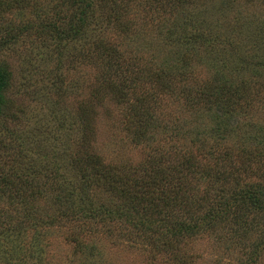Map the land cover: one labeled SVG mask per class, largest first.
Masks as SVG:
<instances>
[{"label":"rangeland","instance_id":"1","mask_svg":"<svg viewBox=\"0 0 264 264\" xmlns=\"http://www.w3.org/2000/svg\"><path fill=\"white\" fill-rule=\"evenodd\" d=\"M3 1L16 8L4 14L0 26L27 27L16 42L0 50L1 60L13 70L10 94L15 100V116L0 124L3 167L18 164L22 170L24 162L29 164L24 170L50 174L60 164V173L70 177L67 164L73 155L95 152L107 163L129 168L154 155L168 166L180 154H190L196 168L187 179L188 192L181 194L189 204L167 209L162 201L165 224L153 231L142 232L118 214L80 213L45 228V237L38 235L37 225L31 228L21 236L26 243L22 250L1 237L0 264H11V259L20 264L26 254L27 264H264V208L235 198L241 188H264V0H186L173 5L168 0H92L81 35L63 41L42 33L41 25L52 19L56 25L80 24L70 0ZM173 25L183 26L174 30ZM184 25H211L217 34L231 30V37L213 45L195 40L185 49ZM246 29L258 32L259 38L249 41L239 34L249 33ZM93 39L110 41L118 64L113 77L127 76V85L134 86L129 91L134 106L136 97L151 93L144 108L153 118L142 124L141 135L130 103L117 102L111 93L93 94L99 72L96 60L88 58ZM144 66L165 67L167 86ZM220 71L229 82L241 84V94L227 102L217 95ZM136 188L143 212L152 202L141 194L148 187ZM44 190L54 195L51 187ZM92 193L97 205L119 201L109 191ZM44 201L38 200L31 216L43 213ZM47 202L44 214L58 213L60 207ZM10 209L15 211L11 201L0 198V210ZM216 212L217 218L205 220ZM20 213L13 216L21 219ZM182 221L198 222L202 229L193 236L174 234ZM83 222L89 247L74 254L69 224L80 230Z\"/></svg>","mask_w":264,"mask_h":264},{"label":"trees","instance_id":"2","mask_svg":"<svg viewBox=\"0 0 264 264\" xmlns=\"http://www.w3.org/2000/svg\"><path fill=\"white\" fill-rule=\"evenodd\" d=\"M70 1L71 4L76 6V9L79 11L77 18L80 24L56 25L54 19H52L53 21H49L48 25H41L42 33L45 35L50 34L59 41H63L68 37L74 38L77 35H81L85 25H87V16L92 8L93 2L92 0ZM168 1L173 5L186 0ZM15 8V4L12 5L10 2L5 3L3 0H0V21L3 20V16L7 12L10 14L14 13ZM65 16H67L66 13ZM10 26H0V50H5V48L10 47L11 44L17 41V37L20 33H24L27 30L25 25ZM178 26L180 27L183 25H173L172 28L175 30ZM184 26L187 31L184 34V48H191L192 46H190V44L195 40L209 41V43L213 45L219 40H225L227 37H231V30L230 32H219L217 34L218 31H215L211 25ZM187 26H191L189 30ZM246 32L249 33H245L241 30L239 34H242V36L247 35L248 39L251 37L259 38L258 32L252 33L249 29H246ZM224 35H226V38ZM90 42L92 43V51H95H90L88 58L96 60L99 70L97 74V83L93 85V94L111 93L117 102L130 103L129 111H133L132 116L134 118V123L137 124L138 128L137 135H141L142 133L140 130H142V124H145L146 121L153 118V114L146 113L148 111L144 108L145 101L146 99L149 100L148 95L150 96L151 93H145L136 97L137 102L134 106V104L130 102L131 94L129 93L131 88L134 89V86L131 87L130 85H127V76H124L122 80H117L113 77L115 74L114 68L117 71L116 67L118 64L116 63L117 61H115L116 58L113 55V48L111 47L110 41H106L104 43L99 40L97 42L93 39ZM139 67L140 66H137V68L134 69L135 77L139 76ZM144 67L146 68V72H151L149 75H151L155 81H162L163 86H167V84H165V78L167 77V70L165 67L156 68L155 70H153L152 67ZM220 72V77L218 79V82L220 83H218L219 86L216 88L217 95L220 96L219 100H222L223 102L225 100V102H227L226 99L234 95L237 96L241 94V84L237 82H229L224 78L223 72ZM13 82L14 76L11 66L8 62L1 60L0 58V124H3L5 121H8L15 116V100L10 94ZM85 112L86 111H84V113ZM1 146L2 141L0 140V148ZM170 154L171 152L168 149L166 155L169 156ZM180 155L181 156L178 157L179 159H177L173 165H163L161 163L162 158H158L154 155L150 157L148 162L142 164V166H139L138 168H129L117 164L107 163L100 154L95 152H76V154L73 155L71 162L67 164L71 166L72 174L70 173V177H67L66 174L63 175L60 173V164H57L56 166L57 171H53L51 169L52 173L50 174L36 168H33V170L37 173L24 170L26 169L25 164L29 165L24 162H20L23 166L22 170L18 169V164L12 165L8 169L0 164V198L5 196L6 199L11 201L15 208V211L11 209L10 211L0 210V238L5 237L7 240L6 242H11L15 250H22L26 248V243L23 242L21 236L23 234H28V231H30L31 228H34L37 225L38 228L41 229L42 233V235H38L45 237L48 235V229L45 231V228H49L58 223L69 222L65 221L63 218H71V216H75L80 213H83V215L87 217L100 216L102 214L114 217L118 214L119 218L126 219L142 232L153 231L154 227H161L165 224L163 213L166 212H162L163 208L160 206L162 201H167L164 203V206L167 209L175 206H181L183 204L187 206L189 204L181 194L186 195L188 192L187 179L191 174H193V172H195V159L190 156V154ZM33 166H31V168ZM130 171L134 174H129L128 172ZM135 172L140 173L139 177L135 176ZM45 187H51V190L54 191L52 192L54 195L51 194V196H49L48 192L44 190ZM136 187H148L147 190L141 194L143 196L149 195L148 200L152 201L147 207L146 205L143 207V212L140 211L141 202L138 201L140 200V192L134 191V188L137 189ZM95 189L114 193L119 201L115 203L114 200L112 203L101 201V203L97 205L98 202L94 199V195L92 193V190ZM40 197L45 199L40 206L41 210L43 209V213L34 218L31 215L37 211L34 208L38 207L37 202L41 199ZM156 197L159 199L157 202H154V198ZM47 198L53 204L60 207L58 213H52L53 215L50 213L48 215L44 214L47 213L44 208L48 204ZM235 198L238 202H240V204L248 203L258 209L264 208V188L262 186L250 185L241 188L237 191ZM27 201H30L31 204L26 205L23 208L19 207L21 203ZM110 201H112V199ZM170 201H173V203H170ZM14 212H21V219L13 216ZM217 214L220 213L216 212L209 215L205 217V220H208V218H217ZM219 216L223 217L222 215ZM70 221L73 222V220ZM197 223L198 222L188 224L182 221L181 224L179 223L180 225L178 229L174 230V234L183 235L185 233L188 236H193L198 232L197 230L202 229V227H198L199 225H197ZM69 225L70 228L68 231V238L75 244L73 253L78 254L79 252H84L89 247V240L84 234L87 230V223H84L83 227L80 226V230H75L74 224ZM169 232H171V230H169ZM15 242L18 244H15ZM5 253L2 258L6 257ZM27 259H29L27 254L20 257L22 262L20 264H27ZM9 261L11 264H18V262L13 263L12 259Z\"/></svg>","mask_w":264,"mask_h":264}]
</instances>
